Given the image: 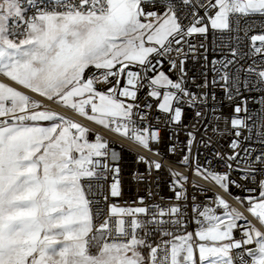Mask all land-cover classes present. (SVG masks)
<instances>
[{"label":"snow or ice","instance_id":"1","mask_svg":"<svg viewBox=\"0 0 264 264\" xmlns=\"http://www.w3.org/2000/svg\"><path fill=\"white\" fill-rule=\"evenodd\" d=\"M256 17L264 19V0H0V264H264V179L258 188L240 182L264 175V111L249 115L247 100L234 108L232 153H217L229 171L198 162L195 169L229 193L241 189L245 195L236 199L247 204L260 227L219 194L203 204L193 195L197 227L181 232L187 220L179 203L168 209L110 204L97 226L103 209L94 197L109 172L119 175L120 156L103 136L95 133L89 140L93 129L46 103L69 108L152 151L159 130L148 123L145 109L152 106L141 105L138 93L150 89L147 95L159 98L157 111L179 124L181 105L207 99L185 87V61L196 49L189 38L211 29L235 33L228 40L238 45L242 20ZM243 30L246 35L251 29ZM250 42L253 58L264 55V30ZM231 52L238 55L236 48ZM165 61L169 71H179L176 80L162 70ZM236 63L226 59L214 68L229 101L241 85L250 90L241 71L256 78L251 87L264 85V61L229 71ZM187 135L190 154L195 137ZM169 152L175 154V145ZM189 161L184 155L181 163ZM138 162L149 174L163 168L145 156ZM169 172L176 201H186L188 177ZM120 196V181L114 179L103 199ZM153 234L161 237L155 245Z\"/></svg>","mask_w":264,"mask_h":264},{"label":"built area","instance_id":"2","mask_svg":"<svg viewBox=\"0 0 264 264\" xmlns=\"http://www.w3.org/2000/svg\"><path fill=\"white\" fill-rule=\"evenodd\" d=\"M203 15V12L200 13ZM187 23V21H185ZM244 28L251 29L245 35ZM241 32L239 34V44L236 41L229 43L228 36L235 35V33H221L209 29L207 35H195L190 39V43L196 46L194 52H188L185 61V87L197 97H202L207 94L206 102L196 104L194 107H189L187 103L181 105L182 107V120L179 124L170 123V117L166 114L157 111L156 105L159 103V98H152L147 95V87L143 88L138 93V102L141 105L150 104V109H145L149 112L148 123L153 126V130H159V142L151 144L152 151H149L133 140L118 134L110 129L104 128L93 121L84 120L79 116L67 115L73 120L80 122L82 125L93 129V133H89V140L94 138V134L98 133L108 141L111 148H113L120 156L118 165L120 172L118 176L114 173H108V179L102 182V191L94 197L99 200V208L103 209V214L95 221L98 226L103 222L104 217L107 215V208L110 204H119L122 207H141L152 205H159L161 209H168L172 205L179 203L184 211L187 220V227L180 230L181 232L192 231L194 232L197 225L193 221L192 213V196L195 195L197 203H207L209 197L214 194H219L223 197L232 207L240 211L248 220L252 221L257 227H260L258 222L247 211L244 203L239 202L236 197L244 196L245 193L241 189L232 187L230 193L218 187L214 183L204 179L202 176L196 174L197 162L205 168L211 167L218 172L229 171L225 167L224 159L217 156L220 153L222 156H227L232 153L230 148L231 141L235 138V132L231 127V118L235 114L234 108L236 105H244L242 100H247V108L249 115H255L260 111H264V105L260 103L261 97H264V85H257L256 78L251 76L245 71L240 72V79L247 80L250 85V90H245L241 85V91L238 96L229 101L225 95L219 76H217L215 69L221 68V63L226 59H236L238 63L230 66L229 71L235 72L237 68L247 69L250 64L262 66L261 62L264 61V55L253 58L251 55V42L250 36L260 34L264 30V19L259 17L242 20ZM259 46V42H257ZM236 48L238 55L233 57L231 49ZM248 54L247 56L245 54ZM174 55V54H173ZM213 61H217L213 65ZM169 64L165 61L163 64V71L170 76L171 79L176 80L179 77V71H169ZM135 70V69H133ZM217 81L213 83V81ZM101 88L104 86L101 85ZM163 91V89H161ZM215 96V99H213ZM196 112L202 113L200 117L196 116ZM220 117L218 120L217 117ZM240 116L243 118L244 113L241 112ZM159 118V119H157ZM227 118V119H225ZM145 125L141 124L140 127ZM207 128V130H205ZM218 129V131H214ZM188 132L194 133V141L189 154L187 150ZM248 135V133H244ZM243 137H241V140ZM249 143H252L251 141ZM175 145L176 152L172 154L169 152V147ZM248 144H243L242 147H247ZM253 147L258 148L257 144H252ZM184 155H190L189 164L184 165L181 163ZM145 156L150 160L159 161L163 168L156 171L154 168L149 174L146 164L139 163L138 157ZM169 169L182 173L188 177L187 184V200L176 201L174 192L170 185L172 176ZM143 175L146 177L141 180L139 177ZM234 180L240 181V176L236 172L231 173ZM118 179L120 181L121 196L119 198H109L105 203L103 197L108 195L109 186ZM264 179V175L257 174L255 182L240 181L248 188H258L259 180ZM202 185L205 192L199 191L193 185ZM143 198V203H141ZM95 208V206H94ZM168 219V217H165ZM262 230V229H261ZM263 231V230H262ZM236 238H240V232L235 233ZM164 239H167L166 237ZM161 240L159 234H153L150 241L153 245ZM147 255V250L145 249ZM198 261V252L196 253Z\"/></svg>","mask_w":264,"mask_h":264},{"label":"bare ground","instance_id":"3","mask_svg":"<svg viewBox=\"0 0 264 264\" xmlns=\"http://www.w3.org/2000/svg\"><path fill=\"white\" fill-rule=\"evenodd\" d=\"M38 98V97H37ZM49 106H51L52 108L60 111L61 113H63L65 116L67 115H74V116H79L77 113H75L73 110L66 108L62 105L56 104V103H52V102H46ZM81 117V116H79ZM83 118V117H81ZM84 120H87L86 118H83ZM260 226V225H259ZM264 231V229H262Z\"/></svg>","mask_w":264,"mask_h":264},{"label":"rangeland","instance_id":"4","mask_svg":"<svg viewBox=\"0 0 264 264\" xmlns=\"http://www.w3.org/2000/svg\"><path fill=\"white\" fill-rule=\"evenodd\" d=\"M48 107L52 108V107H51V106H49V105H48ZM52 109H54V108H52ZM54 110H56V109H54ZM56 111H57L58 113H61V112H60V111H58V110H56ZM61 114H63V113H61ZM66 117H67V116H66ZM244 205H245L246 207H248L246 203H244ZM144 252H145V251H144ZM145 255H146V254H145Z\"/></svg>","mask_w":264,"mask_h":264}]
</instances>
